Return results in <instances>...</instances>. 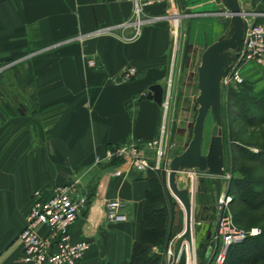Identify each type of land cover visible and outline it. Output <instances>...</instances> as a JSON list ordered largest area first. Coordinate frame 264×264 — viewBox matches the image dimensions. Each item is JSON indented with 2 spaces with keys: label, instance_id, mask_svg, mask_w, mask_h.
Returning <instances> with one entry per match:
<instances>
[{
  "label": "crops",
  "instance_id": "0c3cea01",
  "mask_svg": "<svg viewBox=\"0 0 264 264\" xmlns=\"http://www.w3.org/2000/svg\"><path fill=\"white\" fill-rule=\"evenodd\" d=\"M238 1L244 12L264 14V0ZM132 7V0H0V264H24L19 235L33 192L48 195L54 185L73 180L89 198L70 227L72 239L89 243L77 264L129 258L146 169L133 170L125 161L96 163L94 153L158 136L162 103L146 92L156 82L163 85V100L176 91L178 20L169 14L189 17L183 32L201 52L229 25L220 0H145L150 20L135 37H124L128 29H104L127 19ZM215 11L213 18H191ZM128 66L136 71L124 76ZM207 177L193 180L192 205L207 230L205 242L214 216L198 190ZM103 199L123 201L127 220L107 223ZM39 233L47 228L40 226Z\"/></svg>",
  "mask_w": 264,
  "mask_h": 264
},
{
  "label": "rangeland",
  "instance_id": "374dc122",
  "mask_svg": "<svg viewBox=\"0 0 264 264\" xmlns=\"http://www.w3.org/2000/svg\"><path fill=\"white\" fill-rule=\"evenodd\" d=\"M217 12H212L211 16L193 15L191 18L196 22L197 19L204 17L213 18V15ZM250 17L249 14L248 18ZM186 18L189 17L181 16L177 27L176 50L178 61L176 75L178 78L172 84L176 91L174 94L166 96V107L162 105V123L165 125V139L162 147L163 161L156 170H159L162 174L168 192L166 177L169 159L186 147L192 135V127L198 107L196 101V95L199 92L197 87V65L200 63L201 49L192 46L183 32L184 21L188 20ZM255 20H264V14H256ZM240 71L244 81L249 84L247 87L245 85V87H241L240 82H221L220 132L224 153L222 172L219 174L209 173L211 175H208L206 170L189 168L177 172V181L179 186L185 185L191 189L193 193H191L192 205L194 207L195 187L193 189V184L196 181L193 182V180H197V177L200 178V176H209L207 177V183H202L201 190L198 191L201 193L200 197L211 202L210 216L213 213L214 222L219 212L218 199L222 194H225L229 197L227 211L231 216L234 213L238 216L239 220L235 221L236 223L233 220L238 228L249 230L252 227H259L263 229L264 206L259 210L250 209L247 201L255 203L258 200L245 187L249 186V189L253 187L255 191L264 189V68L249 62L241 66ZM229 86L233 87L235 92L240 89V92L237 94L231 93L228 91ZM213 123L212 113L208 111L204 121L202 152L207 149L208 135ZM187 130L188 133L185 135ZM246 167L250 168L249 177L251 180L246 186L235 187L232 180L245 176L244 168ZM174 201L171 237L167 245L164 244L158 248V251L162 253L159 264H187L186 254L188 250H186L185 242L183 249L186 253L184 251L179 252L181 248L180 233L184 228V213L180 203L175 198ZM199 220L201 218L198 215L195 216L193 209L194 256L189 253L187 256L188 258L192 257V259L194 257V264H207L212 249L211 237L205 242L207 230L204 231L203 226L197 223ZM202 235L205 236H203L204 239ZM174 255H176L175 260Z\"/></svg>",
  "mask_w": 264,
  "mask_h": 264
},
{
  "label": "built area",
  "instance_id": "2783aa9c",
  "mask_svg": "<svg viewBox=\"0 0 264 264\" xmlns=\"http://www.w3.org/2000/svg\"><path fill=\"white\" fill-rule=\"evenodd\" d=\"M132 1L131 15L120 23L104 29H117L120 32L128 29L124 37L128 39L135 37L150 19L142 7L145 0ZM244 13L243 39L239 48L235 50L236 55L221 82H241L243 76L240 67L249 62L264 68V20H255L258 12ZM181 16L183 15L174 12L173 15L169 14L168 18L174 19L176 24ZM176 26L173 31L177 36ZM89 63L93 64V61L90 60ZM135 71L133 66H128L124 70V76H131ZM166 103L167 100L164 99L162 105L166 107ZM164 139L165 125L162 123L157 137L149 140L129 139L110 145L103 152L94 153V162L117 165L118 162L125 161L133 170L156 169L163 161ZM113 170L114 173L120 172L116 167ZM228 202L229 197L225 194L218 199L219 212L210 236L212 249L207 264H222L231 244L261 232L259 227H252L249 230L238 228L227 211ZM88 203L89 198L82 191L78 180L56 184L48 195L34 191L25 212V226L19 235L23 245L24 264H77L88 249L89 243L86 239H72L70 227ZM124 208L125 204L121 200L103 199L105 221L107 223L126 221ZM40 226H45L47 233H39Z\"/></svg>",
  "mask_w": 264,
  "mask_h": 264
},
{
  "label": "water",
  "instance_id": "95a60500",
  "mask_svg": "<svg viewBox=\"0 0 264 264\" xmlns=\"http://www.w3.org/2000/svg\"><path fill=\"white\" fill-rule=\"evenodd\" d=\"M229 15L226 32L210 42L201 52L200 63L197 65L198 103L197 113L192 127V135L186 147L174 154L168 162L167 186L170 194L180 203L184 212V228L180 240L185 239L192 244V198L188 186H179L177 172L189 168L206 170L208 173L219 174L224 165L223 141L220 132L221 123V80L230 67L239 48L244 33L245 14L238 0H220ZM163 85L159 82L148 86L146 97L158 104L163 100ZM211 111L214 123L211 126L208 146L202 152L205 117ZM188 180V179H187ZM176 255H174V259Z\"/></svg>",
  "mask_w": 264,
  "mask_h": 264
},
{
  "label": "trees",
  "instance_id": "16d2710c",
  "mask_svg": "<svg viewBox=\"0 0 264 264\" xmlns=\"http://www.w3.org/2000/svg\"><path fill=\"white\" fill-rule=\"evenodd\" d=\"M246 83V84H245ZM240 86L249 85L244 79ZM244 86V87H245ZM228 91L239 93L240 89L233 90L229 86ZM264 100V99H263ZM250 168H244L245 176L234 178L235 187L246 186L251 180ZM145 178L147 187L142 200L141 216L137 223L136 238L131 246L129 258L122 264H159L162 258L161 252L153 251V247H162L171 237V219L173 216L174 198L168 192L162 174L156 169H146ZM257 202L248 206L252 210H259L264 206V189L255 191L253 187L246 186ZM238 221L236 213L232 215ZM236 223V222H235ZM264 263V228L257 235H249L238 243L231 244L226 252L222 264H261Z\"/></svg>",
  "mask_w": 264,
  "mask_h": 264
},
{
  "label": "bare ground",
  "instance_id": "6f19581e",
  "mask_svg": "<svg viewBox=\"0 0 264 264\" xmlns=\"http://www.w3.org/2000/svg\"><path fill=\"white\" fill-rule=\"evenodd\" d=\"M182 207V206H181ZM183 210V209H182ZM184 213V212H183ZM184 242H185V245H186V250H188V253L189 254H193V256H194V243H193V237H192V244L190 245L185 239H182V241H181V248H180V250H179V252L180 251H184V249H183V247H184ZM185 252V251H184ZM186 253V252H185ZM187 253V254H188ZM187 254H186V257H187V264H194V257H193V259H192V257H190V258H188V256H187ZM188 259L190 260V262L188 263Z\"/></svg>",
  "mask_w": 264,
  "mask_h": 264
}]
</instances>
